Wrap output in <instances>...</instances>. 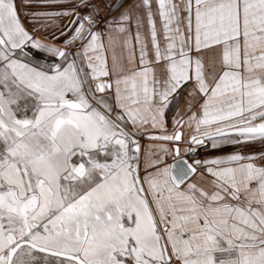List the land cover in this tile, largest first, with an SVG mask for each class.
<instances>
[{
  "label": "snow or ice",
  "instance_id": "6c2138e0",
  "mask_svg": "<svg viewBox=\"0 0 264 264\" xmlns=\"http://www.w3.org/2000/svg\"><path fill=\"white\" fill-rule=\"evenodd\" d=\"M0 264H264V0H0Z\"/></svg>",
  "mask_w": 264,
  "mask_h": 264
}]
</instances>
